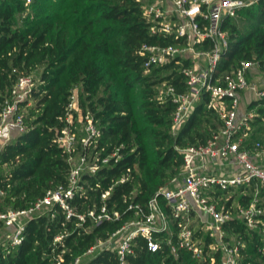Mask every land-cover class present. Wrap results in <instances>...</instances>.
<instances>
[{
    "label": "trees",
    "instance_id": "obj_1",
    "mask_svg": "<svg viewBox=\"0 0 264 264\" xmlns=\"http://www.w3.org/2000/svg\"><path fill=\"white\" fill-rule=\"evenodd\" d=\"M142 1L0 0V108L18 72L32 74L40 69L30 96L20 103L26 129L0 148V210L25 207L48 188L67 184L70 163L57 136L66 124L69 96L78 86L82 117L89 113L100 131L84 150L100 155L117 150L119 158L94 173H83L84 189L70 202L79 212L105 203L120 214L115 220L93 222L87 217L77 224L75 216L66 218L54 203L25 221L22 239L15 244L4 242L0 221V264H52L58 254L64 257L61 264H69L133 215L130 202L145 207L159 186L180 172L183 160L176 146L203 142L222 124L207 106L205 92L176 136L171 134L175 102L171 95L162 99L158 95L167 84L177 91L185 89V80L173 61L145 69L139 53L143 42L176 40L149 32ZM222 27L228 44L215 75H224L241 60L253 58L264 71V0L224 17ZM247 108L254 114L245 129V142L264 144V97L251 100ZM72 121L80 151L77 110L72 111ZM122 174L129 179L115 183ZM111 185L110 194L102 198ZM249 197L251 193H242L238 200L244 203ZM259 202L264 208V186ZM224 227L243 242L238 264H264V240L258 228H249L237 218H230ZM62 232L66 233L61 240L54 241ZM155 234L158 238L165 235ZM132 246L128 264H201L189 250L181 248L174 255L164 240L155 251L147 249L142 236H136ZM117 262L116 253L103 248L82 264Z\"/></svg>",
    "mask_w": 264,
    "mask_h": 264
},
{
    "label": "built area",
    "instance_id": "obj_2",
    "mask_svg": "<svg viewBox=\"0 0 264 264\" xmlns=\"http://www.w3.org/2000/svg\"><path fill=\"white\" fill-rule=\"evenodd\" d=\"M257 1H142V14L149 32L176 40L143 42L139 53L144 56L145 69L173 61L185 80V89L177 91L174 85L167 84L158 95L159 99L171 95L175 102L171 134L176 136L205 92L207 106L217 113L222 124L203 142L176 146L183 160L180 172L159 186L147 199L145 207L130 202L128 208L133 209V215L121 222L107 238L89 245L69 264H82L103 248L116 253L117 264H128L127 255L134 253L132 243L136 236L145 238L150 251L157 250L164 240L174 255L178 254V249H186L201 264H238L243 242L227 233L224 223L230 218L244 221L249 228H258L264 240V208L259 204V190L264 186V144L260 140L251 144L245 142V129L254 114L247 105L253 99L264 97V88L249 77L250 74L254 76L260 61L244 59L224 75H215L218 60L228 44L226 30L222 27L224 17L235 16L239 9ZM262 58L264 60V54ZM36 84L37 78L32 74L18 72L0 108V148L26 129L24 108L20 103L30 96ZM243 100L247 102L244 108L240 105ZM65 109L66 124L57 139L70 163L67 184L48 188L25 207L0 210L6 243L20 242L25 221L47 211L54 203L62 208L66 218L75 216L77 224L87 217L100 222L120 216L116 208H109L105 203L86 212H79L71 204L76 192L84 189L80 182L83 173H94L99 166L111 165V161L116 163L119 155L117 150L106 155L84 150L100 131L89 113L82 117L76 87ZM73 110H78L80 119L85 120L80 151L77 150L76 133L70 125ZM128 179L129 175L122 174L115 183ZM112 187L103 191L101 197L106 198ZM242 193H251L247 202H239ZM51 215H54L52 211ZM157 232L165 234L164 237L158 238ZM65 233L57 234L54 241L61 240ZM261 248L264 251V242ZM63 261L64 257L58 254L52 264Z\"/></svg>",
    "mask_w": 264,
    "mask_h": 264
},
{
    "label": "rangeland",
    "instance_id": "obj_3",
    "mask_svg": "<svg viewBox=\"0 0 264 264\" xmlns=\"http://www.w3.org/2000/svg\"><path fill=\"white\" fill-rule=\"evenodd\" d=\"M39 71L40 69L38 70H34L32 72V75L35 77V78H38V75H39ZM254 79L256 80V82L258 83V85L260 87H263L264 88V71L262 69H260L259 67L257 68V70H255L254 72ZM77 90H78V86H76ZM247 104L246 101H242L240 103L241 107H245V105ZM78 111V110H77ZM81 113V112H80ZM82 118L81 115L79 114V111H78V123L76 125V129L79 131V133L82 135L84 134L83 130H82V125L83 123H85V120L84 119H80ZM89 146V145H87ZM0 240H2V238H0Z\"/></svg>",
    "mask_w": 264,
    "mask_h": 264
}]
</instances>
